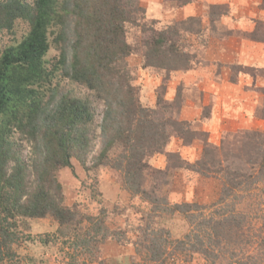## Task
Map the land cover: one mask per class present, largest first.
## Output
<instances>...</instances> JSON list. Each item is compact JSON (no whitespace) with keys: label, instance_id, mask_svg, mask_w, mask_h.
Instances as JSON below:
<instances>
[{"label":"trees","instance_id":"trees-1","mask_svg":"<svg viewBox=\"0 0 264 264\" xmlns=\"http://www.w3.org/2000/svg\"><path fill=\"white\" fill-rule=\"evenodd\" d=\"M173 1H182L184 5L193 0ZM139 3L140 0H0V29L10 30L16 21L28 25L19 40L5 44L0 51V264L16 255V217L30 221L53 219L56 232L64 229L61 234L73 239L75 255L81 253L80 247L91 245L94 259L102 253L99 244L130 238L127 218L119 228H107L100 213L105 212L100 194L92 185L86 189L99 205V212L88 209L81 200L65 204L64 186L55 172L62 168L74 174L72 158L79 161L88 175L93 169L99 174L102 168H108L122 188L148 203L150 212L140 215L141 223L133 239L138 247L136 253L140 258L144 255L147 263L166 264L175 249L199 253L207 261L221 264L225 259L223 247L232 246L228 244L233 243V237L249 241L258 237L250 233L248 227L252 224L246 214L227 199L236 197L237 190H246L264 179V128L242 131L243 139L238 141L236 133H229L221 139V145H215L208 142L207 132L196 127L199 121L180 119L185 101H181L183 82L172 101L164 97L165 85L173 73L192 71L195 55L181 49L184 35L180 23L161 28L153 23L149 27L145 22L139 25L138 17L146 16ZM258 9L264 11V0H260ZM228 11L226 4L209 5L207 15L221 16ZM189 22L195 24V20ZM252 23L253 28L245 36L264 43V21L252 18ZM130 24L139 25V38L145 50L142 68L164 72L161 92L157 89L153 106L141 102L126 63L137 48L127 41ZM52 47L59 52L57 57L49 58ZM229 68L232 82L237 81L235 76L240 72L259 73L255 66L230 64ZM64 77L89 90L94 100L103 102L99 124L94 123L89 93L84 97L75 95L62 84ZM256 112L264 124V98ZM171 115L176 117L170 120ZM174 135L185 145L194 139L201 141L200 157L186 165L190 171L219 178V197L213 212L206 217L202 211L207 206L171 202L170 197L175 194L160 193L168 184L169 170L176 172L185 167L181 156L168 150ZM96 137L99 146L95 153L92 151ZM243 142L249 148L242 147ZM24 143L29 146L27 156L23 154ZM90 153L93 160L88 167ZM155 154L164 156L165 166L155 168L151 164L150 158ZM144 181L151 186L142 188ZM160 213L182 214L194 231L179 239L169 238L164 227L151 225L150 221ZM92 230L94 234L89 235ZM49 242L40 239L44 246ZM258 244L256 255L246 257L240 247L238 251H229L228 257L233 259L241 251L239 258L246 259L239 262L254 264L255 258L264 255V239ZM259 249L263 251L260 253ZM96 261L104 264V260ZM68 264H76L75 258ZM81 264L86 262L82 260Z\"/></svg>","mask_w":264,"mask_h":264},{"label":"rangeland","instance_id":"rangeland-1","mask_svg":"<svg viewBox=\"0 0 264 264\" xmlns=\"http://www.w3.org/2000/svg\"><path fill=\"white\" fill-rule=\"evenodd\" d=\"M28 1L32 2L33 0ZM164 1L165 3L170 2L171 6H174V10L183 6L182 1ZM139 6L142 7L141 1ZM237 6L238 8L234 10L235 15L244 9H250V11L254 9L241 3ZM168 7L166 4H160L159 7L150 8L149 14L146 13V16H142V18L138 17L140 19L139 25L145 22L146 26L149 27V24L153 23L161 28L164 26L175 27V24L180 23L182 25L181 34L184 35L183 41H181V49L193 53L195 55L193 59L196 63L192 66V71L186 73L175 72L170 76L165 85V99L168 101L174 100L176 89H178L180 82H183L181 101L184 99L185 101L181 109L183 107L188 108L186 109V116H194V121H199L196 127L208 133L207 140L211 144L221 145V139L229 133H236L235 138L238 141L243 139L240 138L242 131L263 130V121L256 111L262 105L264 98V72H260L262 68L264 69V43L256 42L245 36L253 28L252 18L264 21L262 11L258 9L254 16L233 15L232 19L230 16H171L170 13L172 12ZM134 19H137V16ZM194 20L195 24L189 22ZM138 27L132 26V24L127 26V41L137 48L135 53L126 58V63L132 76V84L138 90L141 102L153 106L157 89L161 92L160 86L164 72L160 69L151 68L146 70L142 68L143 52L145 50L141 45ZM27 30L28 25L22 21L14 22L10 30L5 27L1 28L0 51L5 44L9 45L11 42L19 40ZM68 42L66 40V46ZM224 47L225 51L221 56L219 49L223 51ZM58 52L56 48L52 47L48 57H57ZM202 64L205 68L200 69L199 66ZM230 64L255 66L259 73L256 74L255 72L254 75H250L240 72L235 76L237 81L232 82ZM61 82L66 89L73 90L75 95L84 97L89 93L92 99L90 100L92 110L95 114L94 123L99 124L103 102L94 100L89 90L72 83L68 78L65 79L64 77ZM168 92H170V98L166 97ZM213 112L216 113L214 118ZM195 113L197 115H194ZM202 115L205 116L202 117ZM175 117V115H171L169 118L173 120ZM216 120L217 129L213 125ZM98 133L99 131L96 135ZM98 146V137H96L92 152L96 153ZM239 146L241 147V142ZM242 147L249 148L246 142H243ZM201 148L199 139H194L191 143L185 145V141L180 137L176 135L171 137L168 150L178 153L185 167L176 170V172H173L172 169L169 170L168 184L162 187L160 193L162 195L168 192H170L169 194H175L172 198L170 197L171 202L188 201L207 206V209L202 211L206 217L213 212L214 203L219 197L220 181L216 176H198L186 167L189 162L192 163L200 157ZM28 151L29 146L24 143V156L28 155ZM90 156H92V153L88 155L86 161L88 167L93 160ZM71 160L75 170L74 174L69 169L62 168L56 169L55 172L56 178L64 186L65 204L71 205L74 201L81 200L80 202L84 203L88 209L99 212V205L95 204L86 189V187L92 185L94 190H97L100 194L101 207L105 211L100 213L104 215V223L107 228L115 230L127 218L130 238L128 240H121L120 238V241L111 239L106 244H101V246L99 244L98 247L102 248V253H100L99 259H94L91 245L89 248L85 246V249L79 246L81 253L75 255L72 246L73 239H70V235L61 234L65 232L64 229L57 233V224L53 219L46 217L30 221L23 217H16L15 222L19 234V240L13 245L16 255L5 260L2 264H68L74 258L76 264H81L82 260L86 264H97L98 261L96 260H104V264H154L151 261L147 263L144 255L141 258L139 257L135 249L137 245L134 244L133 240L137 233L136 227L138 223H141L140 215L150 212L147 209L148 203L143 202L136 194H131L122 188L108 168H102L99 174L98 171L93 169L90 171L91 174L88 175L77 159L72 158ZM164 161L162 154H155L150 158V162L155 168L161 165L162 167L165 166L166 162ZM161 162L164 163L160 164ZM149 181H144L141 187H150L151 183ZM236 194H238L236 197L227 199L228 203L234 202L236 209L246 214L248 223L251 222L252 224L248 227L250 233L258 237L253 236L250 241L233 237L231 239L233 243L228 244L233 245L223 247L222 252H224L225 259L221 264H241L239 260L246 259L251 253L255 255L258 253L256 251L259 246L258 242L264 239V179L251 185L250 188H246V190H237ZM218 210L222 211L223 208ZM195 213L200 214V211H195ZM200 218L195 219V224ZM150 222L154 228L162 226L168 230L169 238L173 240L182 238L188 231H194L193 225L180 213L172 215L160 213L153 217ZM93 234V230L90 231L89 235ZM40 239L49 240L50 242L47 246H44L40 243ZM240 247L243 255L246 256H243L244 259L239 258L241 257V251L236 252L237 256L233 259L228 257L230 255L229 251H235V249L238 251ZM259 251L261 253L263 250L259 249ZM263 256L261 259L255 258L256 262L254 264H261V260L264 261ZM182 261H184V264H213L199 253L191 254L188 250L175 249L167 257L166 264H177Z\"/></svg>","mask_w":264,"mask_h":264},{"label":"crops","instance_id":"crops-1","mask_svg":"<svg viewBox=\"0 0 264 264\" xmlns=\"http://www.w3.org/2000/svg\"><path fill=\"white\" fill-rule=\"evenodd\" d=\"M140 1H141L142 7H144L146 9L147 14H149L150 8H152V7L156 8V7H159L160 4H166L167 6H169L168 8L170 9V12L174 13V14L170 13L171 16H194V15L195 16H207L209 5L226 4L229 8V11L227 12V14L221 15V16H230V17H232V19H233V15L234 16H254L255 12L258 10V3L260 2V0H242V1L241 0H193L192 3L188 2V3L184 4L182 7L176 8V10H174L173 9L174 6H171L172 4L170 2L165 3L164 0H140ZM240 3L242 5H246L248 8L253 7L254 9H252V11H250V9H244V10H242V12L240 11V12L236 13V15H235L234 10L238 8L237 5H240ZM171 7H172V9H171ZM261 13H263V15H264L263 11ZM223 46H225V44H223ZM214 48H216V47H214ZM224 51H225V47L223 48V51L222 50L220 51V49H219V53L221 56H223ZM166 97L170 98V92H168L166 94ZM186 109H188V108L183 107V109L180 110L179 118L183 119V120H187V121H194V116H192V117L186 116L187 115ZM215 114L216 113L213 112V118L215 117ZM194 115H197V114L195 113ZM213 125H214V128L217 129V127H218L217 120H216V122H214ZM160 164H162V162ZM117 186L120 187V185H118V184H117ZM115 188H116V186H115ZM120 192H121V188H120Z\"/></svg>","mask_w":264,"mask_h":264}]
</instances>
